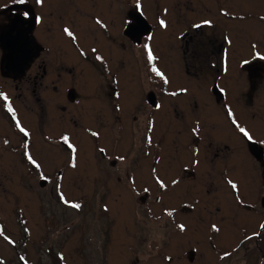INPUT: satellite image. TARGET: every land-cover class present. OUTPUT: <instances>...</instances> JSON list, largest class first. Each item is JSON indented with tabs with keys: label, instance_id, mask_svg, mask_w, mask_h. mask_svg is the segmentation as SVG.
Returning a JSON list of instances; mask_svg holds the SVG:
<instances>
[{
	"label": "rangeland",
	"instance_id": "rangeland-1",
	"mask_svg": "<svg viewBox=\"0 0 264 264\" xmlns=\"http://www.w3.org/2000/svg\"><path fill=\"white\" fill-rule=\"evenodd\" d=\"M69 1L44 111L0 78V264H264V0Z\"/></svg>",
	"mask_w": 264,
	"mask_h": 264
},
{
	"label": "flooded vegetation",
	"instance_id": "flooded-vegetation-1",
	"mask_svg": "<svg viewBox=\"0 0 264 264\" xmlns=\"http://www.w3.org/2000/svg\"><path fill=\"white\" fill-rule=\"evenodd\" d=\"M95 4V1H89L82 5L79 0H70V12L66 13V16L73 12V18L84 17L87 15L86 7ZM82 7L85 10H82ZM77 10L80 12L75 15ZM25 12L28 13L27 17L24 16ZM43 15L44 11L37 0H27L23 5L16 3L4 5L0 2V78L2 81L11 78L6 85L7 89H10V97L6 98L24 97L27 98L28 104L32 106L34 103L41 109L48 102L46 96L42 97L44 87L48 91V71L44 66V57L42 62L39 58L45 53L44 50L47 53L50 47L43 34L45 29V22L41 19ZM80 24L78 23L77 28H80ZM8 53H11V57L7 60ZM0 96L2 97V94Z\"/></svg>",
	"mask_w": 264,
	"mask_h": 264
},
{
	"label": "snow or ice",
	"instance_id": "snow-or-ice-1",
	"mask_svg": "<svg viewBox=\"0 0 264 264\" xmlns=\"http://www.w3.org/2000/svg\"><path fill=\"white\" fill-rule=\"evenodd\" d=\"M13 2L16 3V4L23 5V4H26V3H27V0H13ZM40 2H41V0H37V3H40ZM138 6H139V5H138ZM24 16L27 17V16H28V13L25 12V13H24ZM38 20H39V18H38ZM204 23H208V22L205 21ZM161 24L163 25V22H162V21H161ZM196 27H199V25H196ZM65 31L68 32L67 29H65ZM69 35H71V33H69ZM145 47H147V46H145ZM148 58H149V61H151V60L153 59L152 53H151L150 51H149V53H148ZM153 71H157V70H156L155 68H153ZM157 75H162V74L159 73V72H157ZM165 82H167V81H165ZM9 111H10V112L12 111L11 108H9ZM17 127L19 128L20 125L17 124ZM20 130H21L22 132H24L25 135H27V132H26L23 128H20ZM240 131H241V132H244V134H245L246 136L248 135V134L244 131L243 128H241ZM93 135H96V133H93ZM64 139H65V141H67V137H65ZM25 147H27V146H25ZM102 151H103V150H102ZM25 156H26V158H27L31 163H33L34 165L36 164L35 160H33L32 157H31L27 152H25ZM36 166L39 167L38 165H36ZM41 179H46V177H41ZM229 183L232 184L233 189H236L237 186H236L234 183H232L231 181H229ZM57 190L59 191V185H57ZM61 200L64 201V197H63V196H61ZM64 202L67 203V201H64ZM72 207H74V208H76V209H79L80 205H79V204H73ZM261 227L264 228V224H262ZM181 228L183 229V226H181ZM0 235H2V233H0ZM254 235H258V233H254ZM4 239L7 240V239H9V238L5 236ZM246 239H247V238H246ZM9 242H11V241H9ZM226 255H227V254H226Z\"/></svg>",
	"mask_w": 264,
	"mask_h": 264
},
{
	"label": "bare ground",
	"instance_id": "bare-ground-1",
	"mask_svg": "<svg viewBox=\"0 0 264 264\" xmlns=\"http://www.w3.org/2000/svg\"><path fill=\"white\" fill-rule=\"evenodd\" d=\"M15 45H17V43L15 42ZM11 57V53L7 54V60Z\"/></svg>",
	"mask_w": 264,
	"mask_h": 264
}]
</instances>
